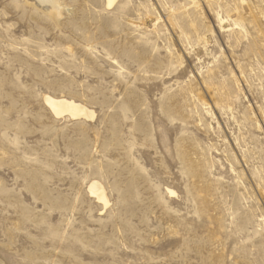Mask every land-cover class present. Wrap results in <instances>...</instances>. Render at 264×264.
<instances>
[{
  "label": "rangeland",
  "instance_id": "1",
  "mask_svg": "<svg viewBox=\"0 0 264 264\" xmlns=\"http://www.w3.org/2000/svg\"><path fill=\"white\" fill-rule=\"evenodd\" d=\"M53 6L0 0V264H264V0Z\"/></svg>",
  "mask_w": 264,
  "mask_h": 264
},
{
  "label": "bare ground",
  "instance_id": "2",
  "mask_svg": "<svg viewBox=\"0 0 264 264\" xmlns=\"http://www.w3.org/2000/svg\"><path fill=\"white\" fill-rule=\"evenodd\" d=\"M35 1L38 3V5L44 8H48L49 12L51 11L52 7L53 9L56 8L53 6V3H55V0H35ZM112 2L113 0H108V5H110ZM44 100L46 104H48L50 108L54 111V112L52 111V113H55L57 115L62 114V113L64 114V112H67V114H69L73 118L74 117L78 118L80 117V115H85L86 117L90 115V113L85 107L81 106L80 104L76 103L73 100H68L65 98H54L50 96H46ZM88 190L91 194L95 195V197L99 201H102L104 205L107 203L103 189L98 182L96 181L90 182L88 185Z\"/></svg>",
  "mask_w": 264,
  "mask_h": 264
}]
</instances>
